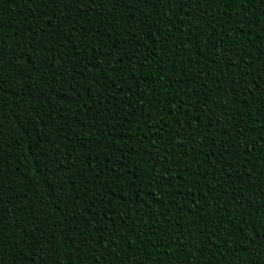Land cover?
I'll use <instances>...</instances> for the list:
<instances>
[{
    "label": "trees",
    "instance_id": "1",
    "mask_svg": "<svg viewBox=\"0 0 264 264\" xmlns=\"http://www.w3.org/2000/svg\"><path fill=\"white\" fill-rule=\"evenodd\" d=\"M0 241L264 264V2L0 0Z\"/></svg>",
    "mask_w": 264,
    "mask_h": 264
},
{
    "label": "snow or ice",
    "instance_id": "2",
    "mask_svg": "<svg viewBox=\"0 0 264 264\" xmlns=\"http://www.w3.org/2000/svg\"><path fill=\"white\" fill-rule=\"evenodd\" d=\"M231 2H232V0H224L225 8H229L231 5ZM241 2L247 3V2H250V0H241ZM261 2H264V0H261ZM0 243H2V241H0Z\"/></svg>",
    "mask_w": 264,
    "mask_h": 264
}]
</instances>
